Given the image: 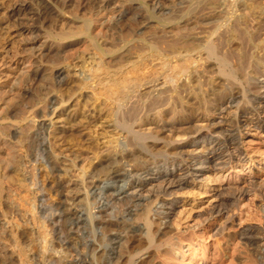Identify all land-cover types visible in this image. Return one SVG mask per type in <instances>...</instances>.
I'll return each instance as SVG.
<instances>
[{
	"label": "rangeland",
	"instance_id": "1",
	"mask_svg": "<svg viewBox=\"0 0 264 264\" xmlns=\"http://www.w3.org/2000/svg\"><path fill=\"white\" fill-rule=\"evenodd\" d=\"M178 1L179 0H159L160 4L167 12V15L164 17L170 16V21L168 18L169 23L166 24L169 25V27L166 28L160 26L159 23L160 18H162L161 20L165 18H156V11H154L152 3L154 0H0V92H9V94L6 93V95L3 93V99L4 97L5 99L7 98L6 100H8V102L15 100V94L23 92L25 88H31L33 91H31L32 94L39 92L38 94L35 93L36 95H32V99L34 98L35 101H33L34 99L29 100L32 105L28 102L25 108L23 107L24 109L18 112V117L16 115V118L15 116L5 117V112L2 113L1 109L4 108L3 111H5L7 105L4 104L7 102L5 99L0 102V129L2 131L4 130L6 134L8 133L6 131L9 130L8 135H10L6 138H0V141L3 140L0 143L6 145L3 146L0 144L2 148L0 149L3 150H0V156L1 159H4V156L6 158L12 157L13 159L14 156L15 160L13 159V164H19V167H14L12 164L13 168L5 171L7 179L13 181L11 182L12 186L22 179H24L25 182L27 180L28 185H30L32 179L35 178V173L39 181V188L40 190L43 189L40 193L38 188H31V186H29L30 188H28L29 190L26 192L28 196L26 194V196L23 195V191L20 192V196L29 197L31 200L32 198H36L37 202H44V205H57L58 203H62V209L64 211L67 209V211L73 210L72 213L79 212V215L81 213L80 216H82L81 220H86L85 213L81 212V209L85 208V204L81 202L82 200L80 197V194H82L81 189L83 188L82 184L86 187L92 185L89 180L93 172L92 170L95 167L97 173L101 171L99 174L96 173V177H99L98 179L102 178L103 180V161L105 158L111 157L115 150H120L123 143H127L129 145L128 147H134L135 145L136 149L138 148L137 150L140 152V157H142L141 162L145 161V163L147 162L152 165V167H162V165L170 161L171 158L183 160L191 157L190 154H192L194 147H190L188 144L196 137L194 133H191L193 130L199 129L200 133H205L209 130L212 131V129L214 131V122H217L216 120L218 118L227 120L230 117L232 109L226 110L222 115H218L217 112L212 114L209 113V115L204 114L205 112L202 111H197L198 113L196 115H192V99L190 96L192 84L189 83L191 80L186 82L184 75H166L169 74L170 71L166 72L164 76L162 70L157 69L160 68L159 62L157 63L159 59L153 62L148 61L149 64L147 63V69L145 68L139 71V74L150 75L152 77H150L151 80L153 82L156 81L155 85L164 83L163 86H157L153 90L151 89V84H145L140 88H136L137 91L131 87H128V90L123 89L121 91H116L111 85H105L108 79V81L114 79L113 76L120 71H128L126 75L130 76L131 71H129L130 69L127 67L130 65L129 62L139 61L143 53H163L168 50V47L175 38L173 32H175L176 25L179 24L178 20L187 14V10L189 9L188 6L194 2V0H190L191 3L189 1V3L180 5L176 4ZM115 11L120 12V18H118V16L116 19L111 17L112 13ZM199 13L203 15L206 14L207 11L204 10V7H201ZM173 18H175V22H173ZM165 22L167 23V21ZM170 30L171 33L169 32ZM202 30L204 29L202 28ZM201 33L202 37L204 35L203 31H201ZM183 36H185L184 39H187L189 37V32H184ZM202 38L198 39L202 40ZM44 45L45 47L47 46V49L49 45L48 52L45 53L49 55L41 59L38 53L43 49ZM171 56L173 55H170V59L168 58L167 60L170 62L171 66H173L176 64L177 58L172 59ZM208 64L209 63H205L204 65L200 64L201 68L198 67L200 69L203 67V69L207 71H205L206 73H202L200 72L201 70L197 69V72H200L201 76H209L211 68H213L212 71H214V67L211 66L212 64H209L210 68ZM39 70H41V77L32 75L34 71ZM58 71L62 73L61 77L63 78L59 77L63 80L60 85L55 84L57 81L55 76ZM22 73L23 75H20V77L19 74ZM26 76L27 81H25ZM170 77L176 78H172L171 80ZM21 78L23 79L20 82ZM41 78L43 80H41ZM166 80L168 83H166ZM259 80L262 81L263 77ZM102 81L103 83L101 84ZM14 83L16 86H14ZM10 85L13 87L11 88ZM2 89L6 90L3 91ZM13 92L15 93L12 94ZM157 92L158 94L163 92L164 95L165 93L168 95L171 93V103L159 107L157 110L138 111V116L134 119L132 118V120H130L131 122H124V120H127L122 117L124 116L126 118L127 110L133 106H140V104L145 105L149 97L157 95ZM167 94L165 96H168ZM118 95H120L119 99H117ZM12 97L13 100H11ZM9 99L11 101H9ZM115 99L118 101H115ZM2 105L5 107H2ZM203 106L202 104L201 107L204 109ZM19 113L21 114L19 115ZM5 118H7V120ZM40 123L44 124L46 134H54L55 136H52L53 138L50 141H53L51 146H53L54 154L57 155V159H53V164L55 163V165H53V172L47 170L41 163H31L26 157L28 153L30 154V151L27 150L29 147V144L27 145V143H29L27 142V138L31 137L32 134L33 139L35 138L34 134ZM223 126H225V123ZM6 128L7 130H5ZM24 129L28 131L26 132ZM23 130L27 135H24ZM130 130L132 133H129ZM11 133L16 134V138L22 135L27 137V141L24 140L26 142H23L24 146H22V149L19 144H15L17 140L14 139L15 137H11ZM33 139L32 141H34ZM240 144L246 154L245 160H232L221 168L217 167L214 170L205 172L202 176L187 179L184 185L179 188H173V190L170 191L171 196H163V194L155 195V186L149 185L147 187L146 185L141 192V196H143L141 198L143 199L137 202V204L135 203L137 207L131 212L130 216L132 217L129 218L130 221L132 222L135 217H138L139 214L137 213L147 210L149 212V217L154 216V223H156L159 220H157L158 216H155V211L160 210L161 207L159 200L167 202L175 199L173 210L167 223L168 226L156 227L157 229L155 228V224L154 227L152 226V229L156 232L152 230V232L155 233V241H159V236H164V238L167 235L170 237L172 236L174 240L175 236L172 234L189 233L192 220L198 214L204 213L218 203L220 198L218 194H221L220 192H222L225 186L236 184L246 188L245 182L248 179L254 177L264 179V172H259L256 167L257 164H260V161L264 164V134L257 130H250L248 134H245L240 139ZM7 146H10V148ZM12 146H17L18 148H13ZM200 147L201 146H198L196 150H199ZM5 150H10L12 153L9 151V154L5 155L7 153ZM13 153L15 155H13ZM107 154L108 157L106 156ZM143 158L146 159L143 160ZM101 166L102 168H99ZM129 168L130 167H126L125 169L130 170ZM97 169L100 170L98 171ZM84 171L86 174H83ZM14 179L18 180L15 182ZM99 181H101V179ZM127 181L128 179L123 181L118 179L117 182L114 183L107 184V181L102 183L100 187L104 188L105 196L100 205L106 206L107 197H109L108 195L110 193L106 191L108 188L118 191ZM54 183H58V185L64 187L61 186V188L59 187L58 189L56 185L57 188L53 185ZM148 184H150V182ZM51 185H53L52 189L50 188ZM55 188L57 191L59 190L61 194L58 191L59 194L56 195L55 193L57 192ZM124 191L127 195H130L127 188H124ZM11 193L13 194V192ZM11 193L6 192L7 196L5 195L0 204V230H2L0 231V236H2V238H0V241H2L0 243V249L5 248V250L11 251L10 249H12L11 247L13 246V244L8 242L9 233L4 230L5 226L3 225L8 218L7 221L12 225V230H14L15 227L16 229L20 227V230H17V232L20 233L23 229V238L20 244H22L21 246H25H23V249L27 255L29 254L27 257L30 256L28 259H31V263L40 264L39 260L43 251L40 250L41 246L39 245H42V247L46 245L45 252L49 257L48 259L52 258L51 260L55 259L57 263L60 262L59 264H65L64 262L70 259L68 256L71 250L70 248L64 249V247L67 246L65 245L66 241H64V243L60 242V244L59 241L57 242V238L60 237L59 235H62L61 238H64V236L69 234H59L61 228L69 232L71 229L69 223L64 225L60 224L63 227L58 224L59 226L57 225V227L56 224H53L54 222L51 224V221H43L41 217H37L38 214L33 215L32 213L35 212V210L32 213L29 212L28 215L27 210L30 211V209L33 208L27 209L26 206L25 208L23 207L24 205L20 206L21 204H26V202L23 203V201L19 200L21 197L15 194L13 196ZM117 194L118 192L115 193L117 201L114 203L115 210L112 211V216L118 217L126 208L128 202L125 201V198H123L124 200L122 199V197H125L123 196L124 194ZM39 197L41 198L40 201ZM70 202L71 205L68 204ZM258 202H260V196L255 192L249 193L235 202L231 211L227 214L228 217L231 218V221L232 219L234 221L233 224L232 222L228 223V228L231 233L234 231L231 228L237 227V225H257L259 227H264L262 213L257 211ZM22 208L25 209L24 213L26 212V215H24V209ZM93 212L104 217L101 208H97L93 210ZM153 218L151 219L153 220ZM11 219L13 221H11ZM83 226L85 227V225H82L81 228H84ZM87 226L89 227V223H87ZM59 227L60 229L58 230ZM86 230L87 229H85L84 236H87V240L90 241L89 232ZM167 231L171 234H168ZM3 232L4 234H2ZM164 232H166L167 235ZM160 233L163 234L160 235ZM41 234L44 235L40 236ZM124 234L125 233L118 234L114 232H108L107 234L108 236H118L120 239V242L114 243L113 248H115L114 251H116L118 254H116V256L118 257L120 256V252L124 251L121 259H115V261L119 260L121 263H124V260H126L124 259L127 254L126 249L127 252L133 250L134 255H137L132 259L134 261L132 264H158L162 261L175 264H191L189 261L193 260L195 257L193 252H188L185 249V255H178L179 257L177 256V259H175L174 256H169L166 252L163 253V251H166L164 245L159 250L147 246L144 236L139 234V232ZM3 235L4 237L6 235V238H4ZM72 235L76 234L71 233V237L68 238V240L70 239L69 242H71V245H77L79 251L82 250L83 246L80 245L82 242H79L81 241L80 237L78 235L75 237ZM43 236L44 239L42 238ZM230 236L231 234L229 235L230 240L228 238L213 237L212 240H205L206 243L196 242V244L199 243L195 245L197 253L199 256L208 257L212 251L214 252L215 249L216 251L218 250L217 242L212 243V241L217 240L220 248L222 250L224 249L225 253L226 250L228 252V255L226 253V257L224 258L225 260H223L226 261L225 264L228 263L229 257L232 255L230 252L233 250L231 244H235L236 241ZM8 244L11 246H8ZM72 247H74V245ZM29 248L30 250H28ZM120 249L122 251H120ZM240 251L239 254H233L235 257V262L233 264H243L245 255ZM96 253L97 252H95V255ZM98 255L99 257L97 258L99 259V263L98 259L95 257L93 264H108L102 252H99ZM62 257H65L64 260H61ZM211 257L214 259L216 258V260L219 259L217 254ZM167 258L171 260L169 261ZM180 259L183 261L180 262ZM87 260L90 261V257H88ZM115 261L113 260V263H115ZM56 262L54 264H57ZM211 262L212 263L209 264H214L216 261L211 260Z\"/></svg>",
	"mask_w": 264,
	"mask_h": 264
},
{
	"label": "bare ground",
	"instance_id": "2",
	"mask_svg": "<svg viewBox=\"0 0 264 264\" xmlns=\"http://www.w3.org/2000/svg\"><path fill=\"white\" fill-rule=\"evenodd\" d=\"M189 1L190 0H179L178 3L176 4L182 5L184 3H189ZM152 3H153V9L154 11H156V18L164 17L165 15H167L166 9L160 4L159 0H154V2ZM201 7H204V10L207 11L206 14L200 15L199 12H200ZM188 8L189 9L187 10L188 11L187 14L182 16L179 20L177 19L179 24L176 25L175 32L172 31L175 38L172 42L173 44L172 43L171 45L169 44L170 46L168 47L167 51L163 53L156 52L157 54L152 53V52L143 53L140 56L139 61L137 62L133 61L132 63L129 62L130 65L127 67H129L130 69L129 71H131L130 76L126 75L128 71H126L125 69L126 72H123V71L118 72V74L113 76L114 79L110 81H108L109 80L108 79L105 85L106 84L107 86L111 85V87H114L113 89H116V91H121L123 89H127L128 87H131L132 89L136 90V88H140L144 86L145 84H151V89L153 90L157 86H163L164 83L155 85L156 81L153 82L151 80L152 77L150 75L139 74V71H142L147 67V65L149 64L148 61L153 62L159 59L157 63L159 62L158 64L160 65V68H157V69H161L164 76L166 72L170 71V73L166 75L168 76L171 74L178 75V76L184 75L186 82H189V80H191L189 83L192 84L191 86L192 88L190 92V96L192 99V105H191L192 115H196L200 111L205 112L204 114H209V113L212 114L214 112L215 113L217 112L218 115H222V113L225 112L226 110L232 109L230 113V117L227 120L218 118L216 120L217 122H214L215 123L214 131L213 129L212 131L211 130L208 131L207 129L208 132L200 133L199 129L198 130L192 129L193 131L191 133L192 134L194 133L196 137H194L191 140V142L188 144V146L194 147V149L192 150V154H190L191 152L189 153L191 157H188V159H183V160L171 158L170 161L165 162L162 165V167L161 166L152 167V165L148 164L147 162L145 163V161L141 162L142 157H140V152L137 150L138 148L136 149L135 145L134 147H128L129 145L127 143H123L122 146L120 147V150H115L111 157L110 156L108 157V154L106 155L108 158H105V160L103 161V164H104L103 180L102 178H100L101 181H99L100 180L98 179L99 177H96V175L99 174L101 171L97 173V171H95L96 170L95 169L96 167H95L92 170L93 171L92 174L90 173L91 176L89 175L90 176L89 181H90V184L92 185L90 187L88 186L86 187L85 185L83 186L82 184L83 188L81 189L82 194H80V197L82 200L81 202L85 204V208H82L81 212L85 213L86 220H81V217H82L80 216L81 213L79 215V212L72 213L73 210L67 211V209L66 211H64L62 209L63 204L61 202H60L61 204L58 203L57 205H48V204L44 205V202L40 201L41 200L40 197H39L40 202H37L36 198H32L31 200L29 197H25L27 195L26 192L29 190L28 188H30L29 186H31V188H38V190H40L39 181L35 173H34L35 178L32 179V182L30 185H28L27 180L25 182V180L22 179V180H19L20 182L13 185L14 186L13 188L12 183H11L13 181L12 180L10 181V179L9 180L7 179V174L5 171L13 168L12 164L14 163L13 161L15 160L14 156H13L14 160L10 156L11 154L9 155L11 158H6L4 156V159L3 158L1 159V156H0V204L3 201V198L6 195V192H9V193L13 192V194L11 193L13 196L15 194L21 197L19 200L23 201V203L26 202V204H21L20 206L24 205L23 207L25 208L26 206L27 209L33 208V209H30V211L26 209L28 212V215H29V212L32 213L35 210V212L32 213L33 215L38 214L37 217H41L43 221L49 220L51 221V224L54 222L53 224H56V226L58 224L64 225V224L69 223L71 227L69 232H66L65 229H62V228L60 229V227L58 228V230L60 229L59 234H64V235L67 233L69 234L64 236V238H61L62 235H59V234L58 235L60 237L57 236L58 237L57 242L59 241V243L60 242L64 243V241H66L65 245L67 246L64 247V249L70 248L71 250L68 256L70 257V259L67 262L63 261L65 264H93L95 257L96 258L99 257L98 255L99 252H102V254L105 255L104 257H106L105 260H107L106 262H108V264H132L134 262L132 259H134V257L137 256V255H134L133 250L130 252L129 251L127 252V249H126L127 254L124 257V259H126L124 260V263H121V261L119 260L115 261V259L117 258L121 259V256L122 254H124L123 253L124 251L120 252L122 251L120 249V251H118L120 252V256L119 257L116 256L117 253L116 251H114L115 248H113V246H114V243L120 242V239L118 236L117 237L108 236L107 235L108 232H114L118 234L119 233L129 234V233L139 232V234L144 236V239L146 241L145 244H147V246L151 248L154 247L156 250H159L164 245V247L166 248V251H163V253L166 252L169 256H174L175 259H177L178 255L183 254L184 256L185 255L184 250L186 249L188 252H193V254H195V257L193 258V260L189 261L191 264H209V263H212L211 260L216 261L214 264H225L226 261H223V260H225L224 258L226 257V253L228 255V252L226 250V253H225V250L224 249L222 250L220 248L219 242L217 240L212 241V243L217 242L218 250L217 251L216 249L214 250L213 249L214 247H213L212 249L214 250V252L212 251L208 257H203L201 255L199 256V254L197 253V249L195 248V245H198L199 243H206L205 240L207 239L212 240L213 237L229 239V235L231 234L232 238H234L236 241H235V244H231V246H233V250L232 252H230V254L232 255L230 257L228 256L229 261L226 264H233L235 262V257L233 254L234 253L239 254L240 250H241L240 252H243L245 255V257L243 258L244 260L243 264H264V227H259L257 225H243V226L237 225V227L231 228L232 230H234L231 233L230 229L228 228V223L232 222L233 224L234 221L233 219L231 221V218L228 217L227 215L231 211V208L233 207V205L235 204L237 200L243 198L249 193L255 192L260 196V202H258L257 211L262 213V217L264 219V179L255 178V177L250 178L245 182L246 188H243L236 184L225 186L222 189V192H220L221 194H218L220 196L218 203L213 205L212 208L205 211L204 213L198 214L192 220V224L190 228L188 227L189 233H182V234L178 233L175 235L172 234L173 236H175L174 240L172 239L173 238L172 236L170 237L167 235V233L171 234L170 232L167 231V233L164 232L167 235L165 238L164 236L158 235L160 239L157 237L159 241H155L156 232L152 229V226L154 227L156 225L155 228L156 227L160 228L161 226H166V225L168 226L167 223H168V220L170 219V214L173 210L175 199H172L171 201H167V202L164 200L162 201L159 200V204L161 205L160 210L155 211V216H158L159 218V219L157 218V220H159L157 222L159 223L156 222L158 226L156 223H154V218H153L154 216L149 217V214H148L149 212L147 210H143L141 211V213H137L139 214L138 217L137 218L135 217L134 220L132 218L133 220L132 222L129 219L130 217H132L130 216L131 212L134 211L137 207L136 205L137 202L143 199L141 198L143 197L141 196V192L145 188L146 185L147 187L149 185L155 186V188L153 187L154 189H156L155 195L163 194V196H171L170 191L173 190V188H179L182 185H184L187 179H190V178L193 179V178H196L197 176H202L205 172L214 170L217 167L221 168L223 165L229 163L232 160H237V161L245 160L246 154L243 151V148L240 146L241 145L240 139L245 134H248L250 130H257L264 134V0H194V2L190 4ZM117 16L118 18H120L119 16H121L119 11L113 12L111 17H113V19H116ZM164 18H165L164 20H161L162 18H160V21H159L160 26L168 28L169 25H166V24L169 23L168 18L170 21V16L164 17ZM173 19H174L173 22H175V18ZM165 21H167V23ZM202 28L204 30H202ZM187 31L189 32V37L187 36L188 38L184 39L185 36H183V33ZM201 31H203V34H204L202 36L203 38L201 37V34H202ZM169 32L171 33V30ZM198 38H202V40ZM48 49H49V45H48ZM48 49H47V46L45 47L44 45L43 49L38 53V56L41 57V59L44 56H48L49 54H45L48 52ZM170 55H173L171 56L172 59L177 58V61L176 62L174 61L176 64L173 66H171L170 62L167 60L170 57ZM205 63L212 64L211 66L214 67V71H212L213 68H211V72L208 71L210 73L209 76L208 75L201 76V73H200V72L202 73L207 72L206 70L203 69V67L202 69H200L201 68L200 64L204 65ZM209 64H208V67H209ZM197 69L201 71L197 72ZM20 75H23V73L19 74V76ZM32 75L35 77L40 76L41 70L34 71ZM61 75L62 73L59 71L56 73L55 77L57 78V81L55 80L56 81L55 84L60 85L63 82L62 80L63 78L61 77ZM59 77H61L62 79ZM262 77H263V80L262 81L259 80ZM23 78H21L20 82L22 81ZM172 78L173 77H170L171 80ZM41 80L43 79L41 78ZM25 81H27V76H26ZM15 83H14V86H16ZM102 83L103 81L101 82V84ZM166 83H168V81ZM12 87L13 86H11V88ZM30 89L31 88L29 89L25 88V90L23 89L24 90L23 92H18V94L16 93L15 94L16 99L13 100V97H12L11 99L13 100L12 102H8V100H6L7 98L5 99L4 97L5 101L9 103V104L7 103L4 104L5 102L3 103L4 105H7L5 111H3L4 108L1 109L2 113L5 112V117L15 116L16 118V115L18 117V112L24 109L25 106L28 104L29 100L32 99V95H36L35 93H37L35 92L34 94H32L33 91L32 89L31 90ZM149 89H150V86H149ZM3 93L4 92H0V102L4 101ZM6 93L9 94V92L7 91L4 94L6 95ZM14 93L15 92H13L12 94ZM166 94L167 93H165V95ZM170 94L171 93H169V95L167 94L168 96H165L163 92L159 94L157 92V95L149 97V100L148 102H146L145 105L140 104V106L131 107L129 110H127L126 118L124 116L122 117L127 120L125 121L123 119L124 122L128 123L130 120H132V118L133 119L136 118V116H138V111L139 112L143 110L152 111L155 109L157 110L159 109V107L165 106L167 104L169 105L172 99V96H170ZM9 96H14V95H9ZM119 98H120V95H118L117 99ZM181 99H184V98H181ZM11 100L9 99V101ZM33 101H35V99ZM115 101H118V100L115 99ZM29 103L31 104V102ZM202 104L204 105L203 106L204 109L201 107ZM4 105H2V107H5ZM20 114L21 113H19V115ZM5 119L7 120V118ZM224 123H225V126H223ZM5 130H7V128ZM6 132L8 133L6 134L4 130L2 131L0 129V138L9 137L10 136L8 135L9 130ZM35 132L36 133L34 134L35 135L34 139L32 137L33 134L29 138L24 136L26 134L25 132H24V135L20 136L19 138L17 137L18 139L16 138V134L14 133H11V137L12 138L15 137L14 139L17 140L15 144H19L21 149H22V146H24L23 142H26L28 139L27 142L29 143H27V145L29 144V147H28L29 149L27 148V150L30 151V154L28 153V156L26 155L28 161L34 164H36L37 162L39 164L41 163L44 165V167L47 170H49L50 172H53V169H54L53 165H55V163L53 164L54 162L53 159H57L56 158L57 155L54 154L53 146H51L53 141L52 142L50 141L55 136L54 134H51V135L49 133L46 134V131L44 129V124L42 123H40L39 127L36 128ZM129 133H132V131L130 130ZM32 139L34 141H32ZM3 146H6V145L4 144ZM10 146H7V147L10 148ZM17 146L15 147L18 148ZM198 146H201V147L199 150H196ZM9 151H6L7 153L5 155L9 154L8 153ZM10 152L12 153V151ZM13 155L15 154L13 153ZM144 159L146 158H143V160ZM184 161H186L187 163ZM18 165H14V167ZM126 167H130L129 168L130 170H126L125 169ZM256 167L258 168L259 172H264V164H262L261 161H260V164L256 165ZM99 168H102V166ZM97 170L99 171L100 169H97ZM34 172H35V169H34ZM83 174H86V172L84 171ZM118 179L122 181L128 179V181L126 184L123 185V187L119 188L118 191H114L112 190V188H108V190L106 191H109L110 193L108 195L109 197H107L106 206L100 205L105 196L104 190H103L104 188H101L100 185H102V183H104L105 181H107V184L114 183V182H117ZM17 180L18 179H16L15 182ZM149 182L150 184H148ZM151 183H154V184H151ZM53 185L54 186L56 185L58 189L59 187L61 188L62 186V185L61 186L58 185V183H54ZM53 185L50 186L51 189ZM124 188H127V191L130 192V195L126 194V192L124 191ZM21 191H23V195L25 194L26 195L20 196ZM41 191H43V189L40 190V193ZM58 191L56 190L57 192L55 193L56 195L60 193V191L59 193ZM114 192L115 193L118 192L117 195L124 194L123 196L125 197H122V199L125 198V201L128 202V205L122 211V213H120L121 215L118 217L114 215L112 216V211L115 210L114 203L117 201V197ZM14 201H15V198H14ZM68 204L71 205V202ZM97 208H101L102 213H104V217L99 216L95 214V212H93V210ZM24 211L25 209L23 210V213ZM25 213L24 215H26ZM151 218H153V220ZM7 220H5L3 224L5 227L4 226L3 227H4V230H6V232L9 233L8 242L13 244V246L11 247L12 249H10L11 251H7L5 250V248L0 249V264H38V263H31L30 261L31 259H28L30 256L27 257L29 254L27 255L23 249L25 246L23 245L24 246L23 247L21 246L22 244H20L23 238L22 236L23 229L21 230L20 233L17 232V230L20 227L16 229V227L14 226L15 224L13 223V226L15 227L16 231L15 229L12 230L13 227L12 225H10V222ZM11 221L13 220L11 219ZM87 223H89V227L87 226ZM82 225H85V227L83 226L84 228H81ZM85 229H87L89 232L90 241L87 240V236H84ZM152 230L155 233L152 232ZM42 231L44 232L43 229ZM71 233L76 234L80 237L81 241L79 242H82L80 244L81 246H83L82 250L79 251L77 249L78 248L77 245L75 244H73L74 247H72L73 245H71V242H69L70 239L68 240V238L71 237ZM2 234H4V232ZM161 234L163 233H160V235ZM42 235L44 234H41L40 236ZM76 235H72V236L75 237ZM0 238H2V236H0ZM4 238H6V235ZM42 238L44 239V236ZM1 242L2 241H0V243ZM196 242H199V243L196 244ZM9 244L8 246H11ZM39 246H41L40 250L43 251V253L40 256V260L37 257L40 264H54L56 262L55 259L54 260H51L52 258L48 259L49 257L46 255V252H45L46 245L43 247L42 245H39ZM28 250H30V248ZM95 252H97L96 255H95ZM215 254H217V256L219 257L218 260H216V258L214 259L213 257H211L212 255H215ZM88 257H90V261L87 260ZM64 258L62 257V259L61 258L60 259L64 260ZM113 260L115 261V263H113ZM168 260L170 261L171 259H168ZM178 261H179V258H178ZM182 261L180 259V262ZM59 263L60 262H58L57 264ZM98 263H99V259H98ZM159 263L175 264V263L168 262V261L167 262L162 261Z\"/></svg>",
	"mask_w": 264,
	"mask_h": 264
}]
</instances>
